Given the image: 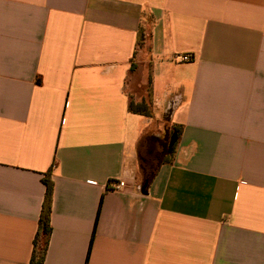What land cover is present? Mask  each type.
Listing matches in <instances>:
<instances>
[{
  "label": "crops",
  "instance_id": "obj_1",
  "mask_svg": "<svg viewBox=\"0 0 264 264\" xmlns=\"http://www.w3.org/2000/svg\"><path fill=\"white\" fill-rule=\"evenodd\" d=\"M48 171L42 264H264V0H0V264H30Z\"/></svg>",
  "mask_w": 264,
  "mask_h": 264
},
{
  "label": "trees",
  "instance_id": "obj_2",
  "mask_svg": "<svg viewBox=\"0 0 264 264\" xmlns=\"http://www.w3.org/2000/svg\"><path fill=\"white\" fill-rule=\"evenodd\" d=\"M130 109L134 113H138L144 116H147L149 114L148 105L145 102H138V103H130L129 104ZM176 135H178L177 129L172 132ZM147 138V137H146ZM152 138V137H150ZM145 139L142 140L139 150V169L141 173V183L140 187L143 191L146 190V187L154 175L158 164L162 162L169 161L172 153L174 144L171 146V148L167 147V151L162 154L161 157L158 155H154V159L149 158V156L144 152H142L143 149V143ZM42 182L45 185V194H44V200L42 205V210L39 216L38 221V229L36 232L35 240H34V250L31 257L30 264H42L45 256V250H46V243L48 236L50 234V224H49V216H50V202H51V196H52V182L50 180V172L48 171L44 176L42 177ZM96 224V220H95ZM95 224L93 227V232L95 228ZM92 232V233H93Z\"/></svg>",
  "mask_w": 264,
  "mask_h": 264
},
{
  "label": "rangeland",
  "instance_id": "obj_3",
  "mask_svg": "<svg viewBox=\"0 0 264 264\" xmlns=\"http://www.w3.org/2000/svg\"><path fill=\"white\" fill-rule=\"evenodd\" d=\"M140 45H145V44H141V42H140ZM142 47V46H141ZM127 91H128V93H129V95L131 94V93H134V92H136V90L135 89H132V88H128L127 89ZM139 92H141L143 95H145V92L144 91H140L139 90ZM132 103H134L133 102V98H132ZM138 103V102H137ZM147 104V103H146ZM148 105V104H147ZM158 122H159V124H160V129H162V128H164V127H166V126H168L167 125V122H165L164 120H163V118H160V119H158ZM170 130V129H169ZM158 132L160 133V134H163L162 132V130H158ZM171 134H172V132H170V133H168L166 136H165V138L163 137L161 140L160 139H156L154 136H150V137H152V138H146L145 139V141H144V143H143V149H142V152H144L145 153V155L147 154L148 156H149V158H151V159H154V155H158L159 157H161L162 156V154H164L166 151H167V147H168V143H169V141H170V137H171ZM149 139H151V140H149Z\"/></svg>",
  "mask_w": 264,
  "mask_h": 264
},
{
  "label": "built area",
  "instance_id": "obj_4",
  "mask_svg": "<svg viewBox=\"0 0 264 264\" xmlns=\"http://www.w3.org/2000/svg\"><path fill=\"white\" fill-rule=\"evenodd\" d=\"M176 57H178V56H174L173 58H176ZM179 59H180L181 61H186V60H188L189 58H188L187 55H182V56H179ZM125 185H126L125 181H124V180H121V181L118 182L117 185H115L114 189H119V188H121V187H124Z\"/></svg>",
  "mask_w": 264,
  "mask_h": 264
},
{
  "label": "water",
  "instance_id": "obj_5",
  "mask_svg": "<svg viewBox=\"0 0 264 264\" xmlns=\"http://www.w3.org/2000/svg\"><path fill=\"white\" fill-rule=\"evenodd\" d=\"M176 141V134H172L171 137H170V141L168 143V148H171V146L175 143Z\"/></svg>",
  "mask_w": 264,
  "mask_h": 264
}]
</instances>
